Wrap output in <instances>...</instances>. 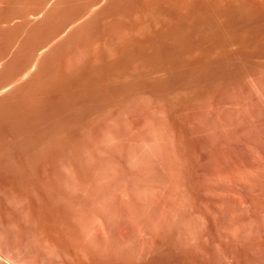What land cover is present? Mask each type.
Wrapping results in <instances>:
<instances>
[{
  "label": "rangeland",
  "instance_id": "1",
  "mask_svg": "<svg viewBox=\"0 0 264 264\" xmlns=\"http://www.w3.org/2000/svg\"><path fill=\"white\" fill-rule=\"evenodd\" d=\"M262 218L264 0H0V264H264Z\"/></svg>",
  "mask_w": 264,
  "mask_h": 264
},
{
  "label": "bare ground",
  "instance_id": "2",
  "mask_svg": "<svg viewBox=\"0 0 264 264\" xmlns=\"http://www.w3.org/2000/svg\"><path fill=\"white\" fill-rule=\"evenodd\" d=\"M39 61H40V60H39ZM240 168H241V167H240ZM242 168H243V166H242ZM245 168H246V167H245ZM239 171H240V170H239ZM243 171H245V170H243ZM219 173H220V172H219ZM230 173H231V172H229V174H230ZM234 173H235V171H234ZM234 173H233V174H234ZM241 173H242L241 175H243L244 172H241ZM226 174H227V172H226ZM236 174H238V173H236ZM236 174H235V176L237 177ZM239 174H240V173H239ZM239 174H238V175H239ZM227 175H228V174H227ZM227 175H226V176H227ZM230 175H231V174H230ZM230 175H229V177H230ZM241 175H239V176H241ZM244 175H245V173H244ZM246 175H247V174H246ZM220 176H221V175H220ZM224 176H225V175H224ZM223 178H224V177H223ZM234 178H235V177H234ZM239 178L241 179V177H239ZM240 204H241V202H240ZM248 219H249V218H248ZM262 219H263V218H262ZM263 220H264V219H263ZM249 221H250V223H251V220H248V222H249ZM252 222H253V221H252ZM247 224L249 225V223H247ZM252 225H253V224H252ZM252 225H251V226H252Z\"/></svg>",
  "mask_w": 264,
  "mask_h": 264
}]
</instances>
